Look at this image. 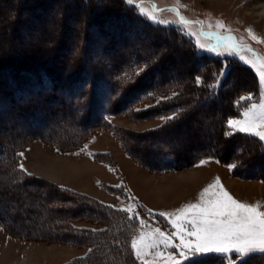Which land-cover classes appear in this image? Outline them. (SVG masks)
<instances>
[{
    "label": "trees",
    "instance_id": "1",
    "mask_svg": "<svg viewBox=\"0 0 264 264\" xmlns=\"http://www.w3.org/2000/svg\"><path fill=\"white\" fill-rule=\"evenodd\" d=\"M45 1L17 0L13 11L0 10V42L5 43L3 41L12 38L18 40L23 31L28 37L30 34L28 27L35 29L34 26L39 23L38 15L43 14L39 9ZM57 1L64 7L58 29L60 38L55 45L49 47L42 45L48 37L40 36L37 41L30 44L27 52L0 53V78L5 76L10 80V84L7 83L9 85L6 86L8 90L0 92V99L1 101L7 99L15 105L12 107L10 103L4 101L6 105L0 103V109H6L10 116L13 114L19 118L16 122L18 127H26L29 130L24 132L27 137L23 136L21 142L13 143L6 152L0 145V166L1 164L7 166L6 171L0 167V175L10 173L13 182L22 186L34 185L41 180L39 177L30 178L32 175L22 173L18 166V148L29 139L28 137H38L60 149L75 150L98 129L107 128L112 131L122 149L131 158L153 171L173 170L194 164L201 158L209 156L221 163L239 164L232 169V173L236 175V170L241 172L244 167L247 169L255 167L257 173H243L244 176H258L262 179L264 143L250 134L231 132L230 135H225L226 131H230L227 128V120L241 114L250 101L254 100H245L237 104L236 97L239 93L250 92L257 98L260 89L251 69L239 64L240 66L237 65L236 68L237 74L233 75L231 64L232 68L230 67L228 74L215 89L210 90L208 85L214 83L213 72L219 69L216 62L210 59L215 57L199 55L175 31L159 29L155 25L142 22L140 17L127 11H132L131 8L123 4L114 9L111 7L115 4L103 2L105 0H95L94 6H90L89 0ZM68 2L71 3L69 6ZM78 12L83 14V23L78 25L75 31L77 40L68 43L75 50H70L65 55L60 54L59 51L66 46L64 38L68 29L66 19L72 18L74 13ZM136 18L139 22L137 26L142 28V31L137 27L132 33L134 37L129 38L130 33L126 35L125 30L132 29L134 25L128 22H136ZM46 27L38 26L37 29L45 32ZM141 33L153 34L156 37L162 34V39L151 41L156 45L159 42L166 45L169 41L174 42L172 46L182 45V50L176 55H188L194 65L178 66L169 70L172 56L167 57L160 53L152 61L148 55L139 54L137 48L145 49L139 38ZM120 47L126 49L131 47L125 51L127 59L126 56L123 57ZM55 51L59 55H54ZM93 53L103 56L108 62L98 58L90 63L87 58ZM145 59L148 62L147 70L137 76L145 67ZM241 70L252 76L253 81L249 83L242 81L239 74L243 73ZM181 74L185 76L181 77ZM198 74L204 81L200 87L195 85V76ZM133 80L134 82L128 83ZM148 93H152V96ZM153 94L156 96L153 97ZM163 97L167 99H162ZM149 98L153 100L152 103L142 108V102ZM201 103H204L202 110L205 112L200 111L202 114L195 115ZM219 106L221 110L217 112ZM2 112L0 114L5 117V112ZM174 113L177 114L176 119L167 123L164 121L157 127L139 132H129L120 126L112 125L105 117L119 115L131 119L158 116L166 118ZM216 114L219 118L216 124H212L213 131L203 130L204 123L201 120ZM76 116L77 120L74 118ZM188 120L194 124L187 123L188 129L183 136V143H171L175 137H181L173 127L186 126ZM74 123L82 126L69 134L66 133L67 129H73ZM48 124L55 126V129L45 130L49 128ZM193 126L194 130L191 131ZM15 131L11 133L9 131L7 134ZM17 133L20 131H16V135ZM165 142L168 144L164 145ZM185 142L187 146L192 147L189 149L185 147ZM137 143H142L145 148L141 149ZM204 143L205 146L202 147ZM199 145L200 148H195ZM156 159L158 160L154 162ZM48 185L45 200L48 204L39 210L41 215L39 214L38 221L41 222V227L25 230L1 218L0 225L24 237H59L72 243L89 245L92 251L73 260L71 264H138L130 243V234L135 231L137 219H128L129 214L121 211V208L104 203L87 193L53 182ZM107 187L111 190L117 189L112 185ZM31 188H33L31 191H38L37 186ZM25 193L29 194V191ZM78 220L94 221L100 223L101 227L97 231H91L77 226L74 221ZM259 256L253 254L247 259H256L253 262H258ZM182 264H222V259L218 255L208 254L193 257Z\"/></svg>",
    "mask_w": 264,
    "mask_h": 264
},
{
    "label": "rangeland",
    "instance_id": "2",
    "mask_svg": "<svg viewBox=\"0 0 264 264\" xmlns=\"http://www.w3.org/2000/svg\"><path fill=\"white\" fill-rule=\"evenodd\" d=\"M16 1L17 0H0V10L10 11L14 9ZM103 2H113L115 5L111 8L114 9L119 8L116 6L123 4L131 8L132 11H127L140 17L142 22L155 25L159 29L175 31V33L179 34L199 55L207 58H210V56L215 57L210 59L216 62L219 69L222 65H226V75L229 72L231 64H233V71L231 72L233 75L237 74L236 68L239 64L251 69L260 90L258 91L257 98L250 92L239 93L236 97L237 101H239L241 97H246L249 94H251L252 99H254L250 101L246 108L250 107L252 103H258L261 97L264 96V85L260 82L259 74L251 65L240 59L241 55L245 56L246 59L254 58V54L264 57V43L253 40L247 31L251 29L258 40L264 41V0H179V4L177 0H134L131 6L128 5L125 0H105ZM59 3L60 2L57 0H46L44 5L40 7L41 10L39 9L43 14L38 15L39 23L34 26L35 29H31L32 27L30 26L28 27V31H30L28 37H26L23 31V33L21 32L22 35H19L18 40L12 38L9 41H3L5 43L0 42V53L3 51H11L14 53L27 52L30 44L37 41L40 36L48 37V40L44 41L42 45L46 47L52 44L55 45L60 38L58 29L62 21L60 16H62L61 13L64 7ZM94 3L95 0H89L90 6H94ZM70 4L71 3L67 4V6ZM140 8L144 9L149 14H155L158 21H167V23L151 22L149 19L139 14L138 9ZM171 9H176V11H171ZM177 13H179V15H177ZM179 16H183L191 23L181 25ZM82 20L83 14L81 12L74 13L72 18L66 19L68 29L67 35L64 38L66 46L68 47L65 49V46L62 51H59L60 54L65 55L67 54L66 52L75 50V48L71 47L68 43L77 40L75 31L77 26L83 23ZM135 21L136 22L129 21L128 24L134 26L131 27L132 29L126 28L125 30L127 31L126 35L130 33L129 38L134 37L132 33L136 31L137 27L139 31H142V28L137 26L139 23L138 19ZM221 21L226 26L223 29L216 27L217 23ZM43 25L47 26L45 32L37 29L38 26L40 27ZM92 27H94V25H92ZM87 28L89 29V27ZM92 30H94V28ZM189 32L195 35H189ZM161 35L158 34L156 37L153 34H139L141 42L145 45V49L137 48L139 54H145L148 55V57H152L153 54L157 56L160 53L167 57L172 56V60H170L172 63L168 66L169 70L178 66L190 67L194 65L191 62L192 59L190 60L187 57L188 55H176L182 50V45L177 44L172 46L174 43L173 41H169L166 45L161 42L157 45L151 42L157 40V38L162 39ZM217 35H232L237 42L242 41L243 44L248 45L253 51L244 50L231 55L224 54L218 56L214 52L200 50L196 46L197 40L206 46L215 45ZM130 48L131 47L127 49L120 47V51L124 55L123 57L126 56L125 59H127L128 56L125 51L130 50ZM220 51H223V49L221 48ZM57 54L58 52L54 55ZM8 58L10 57L8 56ZM98 58L100 60L102 59L103 62H108L103 56H97L94 53L89 54L87 60L91 63L94 60H98ZM144 61L147 60L145 59ZM141 67L143 68V66ZM243 73H239L242 81L244 80L245 83L253 81L252 76L250 77L244 71ZM180 76L183 77L185 75L181 74ZM7 83L10 84L9 79L6 77L0 78V92L2 90H8L6 86L9 84ZM233 84L235 85V82ZM155 96L156 94H153V97ZM150 99L151 98L145 99L142 102V108H146V106L152 103L151 101L153 100ZM2 101L0 99V103L6 105L4 101L6 102L7 99ZM6 103L9 104L10 102L7 101ZM11 106L14 107L15 105L11 104ZM139 108L141 107L139 106ZM203 108L204 103L199 104L198 111H196L195 115L202 114L200 111L205 112V110H202ZM246 108H244L241 114L230 117L229 119H243ZM220 110L221 108L219 106L217 112ZM1 112H5L4 114H6V116L4 117L3 114H0V145L6 152L13 143L21 142L23 136H25L24 132H29V130L26 127H18L16 122L19 118L17 119L13 114L10 116V112H7L6 109H0V113ZM58 115H60V113ZM77 117L78 116L74 117L75 120H77ZM105 117L109 120L110 124L120 126L129 132L149 130L164 122V120L158 118L164 116L139 119H131L119 115H107ZM218 118L216 114V116L202 119L201 122L204 123L203 130L213 131L214 127L212 124H216ZM187 123L190 125L194 124L193 121L188 120L185 123L186 126L181 125L173 127V129L179 132L181 137H175L171 143H183V136L187 133L188 129ZM47 126L49 128L45 130L52 131L55 129L53 125L50 126V124H48ZM74 126L73 129H67L66 133L69 134V132L79 129L82 125L74 123ZM11 127L12 129H10ZM15 130L20 131L21 134L19 133V135L17 133L16 135ZM119 130L120 129H118V131ZM193 130L194 126L191 131ZM9 131L10 133L11 131L15 132L9 135L7 134ZM28 138L29 139L18 148V154L23 153L22 160L18 156V166L22 162L27 173L32 175L30 178L39 177L41 180L35 182L34 185L28 184V187V185L22 186L20 184H15L10 173H7V175H0V218L12 222L17 228H25V230H28L27 228L31 227H41V222L38 221L40 217L39 214L41 215L39 210L41 209L40 207H46L48 204L45 201L46 191H48V184L52 182L87 193L104 203L121 209L129 205H135L136 207L134 210L139 214V217L137 219L135 231L132 232L133 234L131 233L132 235L130 234V243L131 240L137 238L141 232L150 233L155 228L161 229V231H164L166 234L174 232L175 229L172 228L169 221L163 216H160L159 213H174L186 204L197 203L203 188L213 183L217 177H219L222 185L233 198L246 204H258L260 210L264 211V174L262 179L258 176L245 177V174H243L248 172L257 173L258 170H256L255 167L252 169L244 167L241 169L242 173L236 170V175L227 167L229 164L221 163L217 159L207 156L196 161L194 164H188L184 167L163 172L153 171L131 158L125 150L122 149L112 131L107 128L98 129L96 133L91 134L88 139L81 143L75 150L57 148L53 143L38 137L31 136ZM163 144L166 145L168 143L165 142ZM85 145H87V148L81 152V149H84ZM184 145L188 149L192 147L191 145L187 146L186 142ZM137 146L141 149L145 148L142 143H137ZM201 146L204 147L205 143ZM195 148H200V145L197 147L195 146ZM234 148L235 146L233 149ZM74 153L80 154L75 155ZM157 160L158 159L154 160V162ZM201 160L207 161V163L201 165ZM0 167H3V169L5 168L4 170L6 171V164H1ZM198 168H201L200 173H198ZM108 185L116 186L117 189L111 190L107 187ZM32 186H37L38 191H31L33 189L31 188ZM27 190L29 194L25 193L28 192ZM15 215L21 216L15 217ZM139 220H143L145 222L144 225H140ZM74 222L77 226L87 228L91 231H97L101 227L100 223L90 220H78ZM128 239L129 236H127V240ZM173 243L179 244V240L174 239ZM89 249H91L89 245L72 243L59 237H24L12 233L0 225V264H71L73 260L89 254ZM161 250L164 252V258L149 256L143 261V264H165V259L169 254H172L176 259L180 260V264L193 258L189 257V259L183 260L179 257L177 249L168 248L165 250L163 246H161ZM253 254L260 255L258 257V262H253L256 259L248 260V257H246L243 264H264V254ZM137 261L138 264H142L141 261Z\"/></svg>",
    "mask_w": 264,
    "mask_h": 264
},
{
    "label": "snow or ice",
    "instance_id": "3",
    "mask_svg": "<svg viewBox=\"0 0 264 264\" xmlns=\"http://www.w3.org/2000/svg\"><path fill=\"white\" fill-rule=\"evenodd\" d=\"M128 5H133L134 0H125ZM179 4V0H177ZM176 11V9H171ZM140 15L149 19L151 22L167 23V21H158L155 14H149L144 9H138ZM179 15V13H177ZM181 25L191 23L183 16H179ZM217 28H225L223 22H218ZM249 36L257 42L264 43L258 40L253 34L251 29L247 30ZM189 35H195L189 32ZM196 46L200 50L214 52L218 56L224 54H234L240 51H253L248 45L237 42L232 35L216 36V43L213 46H206L196 41ZM223 51H220V49ZM155 54L149 59H155ZM240 59L245 63L251 65L253 69L259 74V79L264 85V57L256 56L254 58L246 59L241 55ZM147 61L145 67L137 76L141 75L143 71L147 70ZM227 73V66L222 65L220 69L213 72V81L208 85L210 90L221 82L222 78ZM133 81H128L132 83ZM204 84L201 75L195 76V85L200 87ZM149 96L152 93H148ZM162 99H167L163 97ZM252 96L249 94L246 97H241L237 104L245 100H251ZM162 102V101H158ZM243 119H228L227 128L231 131H226L225 135H230L231 132H239L250 134L257 137L261 142H264V96L261 97L258 103H252L250 107L246 108L243 114ZM164 120L165 123L177 118V114L168 117H158ZM87 148L85 145L83 152ZM79 155L80 153H74ZM18 156L23 159V153ZM207 161L201 160L200 164L203 165ZM239 164L232 163L227 167L232 170L238 167ZM19 169L22 173L30 175L24 168L23 163L19 164ZM135 205H129L126 208L120 209L121 211L129 214L128 219H138L139 214L135 212ZM169 221L174 232L166 234L159 228H155L150 233L141 232L140 235L131 240V249L137 260L143 261L149 257L164 258L163 249H177L178 255L183 260L189 257L200 255H218L222 259V264H243L246 257L253 253L264 254V211L260 210L258 204H246L233 198L231 194L224 188L219 177L213 183L203 188L200 193V198L197 203H189L182 208L176 210L174 213H159ZM140 225H144L143 220H139ZM174 239L179 240V244L173 243ZM89 251H92L89 249ZM238 258V259H237ZM165 264H180V260L176 259L172 254L167 255Z\"/></svg>",
    "mask_w": 264,
    "mask_h": 264
},
{
    "label": "bare ground",
    "instance_id": "4",
    "mask_svg": "<svg viewBox=\"0 0 264 264\" xmlns=\"http://www.w3.org/2000/svg\"><path fill=\"white\" fill-rule=\"evenodd\" d=\"M56 2V1H55ZM45 7V6H44ZM263 7V6H262ZM41 10V9H40ZM42 10H44V9H42ZM67 10V9H66ZM70 10V9H69ZM36 14V13H35ZM39 14V13H38ZM103 14V13H102ZM118 15V14H117ZM114 17V16H113ZM100 19V18H99ZM118 22V21H117ZM104 27V26H103ZM5 77V76H4ZM3 77V78H4ZM6 81V80H5ZM200 171H201V168H198V173H200Z\"/></svg>",
    "mask_w": 264,
    "mask_h": 264
}]
</instances>
